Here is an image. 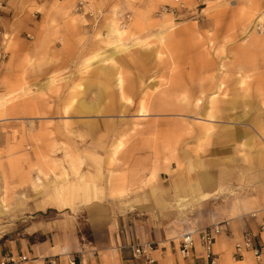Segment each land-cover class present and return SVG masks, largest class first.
<instances>
[{
	"label": "rangeland",
	"instance_id": "rangeland-1",
	"mask_svg": "<svg viewBox=\"0 0 264 264\" xmlns=\"http://www.w3.org/2000/svg\"><path fill=\"white\" fill-rule=\"evenodd\" d=\"M39 11L40 41L22 56L10 43L0 61V245L54 215L37 217L32 195L10 200L22 158L33 178L45 170L53 179L98 144L120 164L133 151L165 163L189 153L196 172L204 162L213 172L227 166L238 176L214 200L224 192L225 208L247 216L260 208L264 0H52ZM70 210L87 233L82 209Z\"/></svg>",
	"mask_w": 264,
	"mask_h": 264
},
{
	"label": "crops",
	"instance_id": "crops-1",
	"mask_svg": "<svg viewBox=\"0 0 264 264\" xmlns=\"http://www.w3.org/2000/svg\"><path fill=\"white\" fill-rule=\"evenodd\" d=\"M5 1L0 17L1 62H7L10 57L7 52L10 43L17 44L13 55L22 56L25 47L40 41L43 28L39 9L52 0ZM139 111L150 113L152 108L142 102ZM207 115L214 117L212 112ZM101 146L94 147L103 152L91 150L82 157L83 166L72 163L70 171H61L53 179L45 170L33 178L30 173L35 165L23 163L22 158L25 172L12 170V184L13 190L23 191V195L15 192L10 200L17 206L25 201V194L32 195L29 199L37 206L34 207L37 217H44L47 211L54 215L31 220L24 237L0 245V255L26 257L14 264H47L49 260L55 264H206L200 257L197 242L191 255L182 257L178 252L179 240L184 232L219 224L221 232L214 243L218 264H264V260L257 261L250 251L240 259L234 256L235 244L245 232L258 234L264 218L260 214L264 212H257L264 208V198L254 200L255 207L260 208L252 211L251 216L243 210L225 208L228 205L223 204L224 192L219 195L222 201L214 200L217 190H228L232 185L228 182L238 176L237 172L227 166L213 172L207 162L196 172L189 153L180 156L172 153L165 163L159 156L136 158L131 155L133 151H128L129 156L120 164L122 157L115 159L114 152L102 149L109 145ZM1 164L0 161V167ZM5 197L0 192V215L5 210ZM72 207L82 209L87 233H79ZM263 237L264 233L257 240ZM146 242L156 244L150 255L152 263L134 256L129 247Z\"/></svg>",
	"mask_w": 264,
	"mask_h": 264
},
{
	"label": "built area",
	"instance_id": "built-area-1",
	"mask_svg": "<svg viewBox=\"0 0 264 264\" xmlns=\"http://www.w3.org/2000/svg\"><path fill=\"white\" fill-rule=\"evenodd\" d=\"M5 0H0V17L5 9ZM221 232V226L219 224H213L204 227L200 230H189L184 232L179 240L178 252L182 257L188 258L191 255V251L194 248L195 242L198 243L200 248V257L206 260V264H218V258L214 252V243L216 235ZM264 233V218L259 225L258 234H254L251 231L245 232L242 236V240L235 244V258L240 259L247 251H250L252 256L257 261L264 260V237L257 240V236ZM134 256L144 257L147 263H152L153 260L150 257L152 251L156 248V244L153 242H146L142 244H131L129 246ZM25 256H15L12 254H1L0 264H14L25 260ZM47 264H55L53 260H49Z\"/></svg>",
	"mask_w": 264,
	"mask_h": 264
},
{
	"label": "bare ground",
	"instance_id": "bare-ground-1",
	"mask_svg": "<svg viewBox=\"0 0 264 264\" xmlns=\"http://www.w3.org/2000/svg\"><path fill=\"white\" fill-rule=\"evenodd\" d=\"M264 17L263 16H261L259 19H258V21H259V23H261V25H262V23H264V19H263ZM119 79V78H118ZM120 80V79H119ZM119 80H118V82H119ZM122 82V81H121ZM121 86V85H120Z\"/></svg>",
	"mask_w": 264,
	"mask_h": 264
}]
</instances>
